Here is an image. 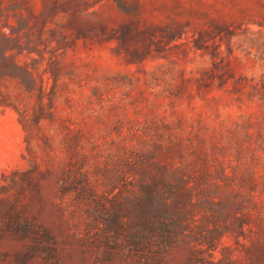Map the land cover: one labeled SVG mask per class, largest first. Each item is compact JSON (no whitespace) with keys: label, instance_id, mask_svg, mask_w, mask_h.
Listing matches in <instances>:
<instances>
[{"label":"rangeland","instance_id":"obj_1","mask_svg":"<svg viewBox=\"0 0 264 264\" xmlns=\"http://www.w3.org/2000/svg\"><path fill=\"white\" fill-rule=\"evenodd\" d=\"M0 264H264V0H0Z\"/></svg>","mask_w":264,"mask_h":264}]
</instances>
